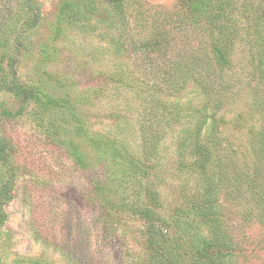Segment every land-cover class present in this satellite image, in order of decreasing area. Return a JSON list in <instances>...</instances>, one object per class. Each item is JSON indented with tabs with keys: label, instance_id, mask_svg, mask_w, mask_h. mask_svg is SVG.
<instances>
[{
	"label": "rangeland",
	"instance_id": "374dc122",
	"mask_svg": "<svg viewBox=\"0 0 264 264\" xmlns=\"http://www.w3.org/2000/svg\"><path fill=\"white\" fill-rule=\"evenodd\" d=\"M67 1L72 8L62 7ZM177 1L35 0V11L16 5L20 15L11 50L0 48V146L5 139L9 148L8 161H0V186L13 185L0 212L1 264H78L83 256L86 264L143 262V225L105 199L123 193L119 182L113 180L114 191L96 189L102 167L93 168V148H86L89 168H81L75 127L84 122L90 135L104 137L109 164L141 152L144 107H154L161 117L163 106L170 109L177 97L162 83V64H150L141 45L157 34L156 22L170 19ZM181 33L187 42L196 35L189 25ZM9 57L15 59L19 91L13 90ZM233 62L240 86L221 111L220 124L246 160L249 130L259 124L258 114L251 115L253 66L243 51ZM193 86L181 94L182 103L193 99L200 105L202 95ZM182 125L174 120L162 148L165 174L158 185L169 204H184L194 188L183 184L184 174L175 169ZM127 194L135 198L130 190ZM233 226L248 254L240 263L264 264V227L239 216Z\"/></svg>",
	"mask_w": 264,
	"mask_h": 264
},
{
	"label": "trees",
	"instance_id": "16d2710c",
	"mask_svg": "<svg viewBox=\"0 0 264 264\" xmlns=\"http://www.w3.org/2000/svg\"><path fill=\"white\" fill-rule=\"evenodd\" d=\"M73 4L67 1L62 7L72 8ZM16 5L36 9L35 0H0V48L4 51L11 50L9 40L20 15ZM165 16L171 17L156 22L157 34L141 48L150 64H162V83L177 96L176 102L170 109L165 104L166 113L162 110L161 117L153 113L154 107H144L141 152L124 163L109 164L110 149L105 147L104 137L90 135L84 122H79L75 127L76 158L82 169H88L86 148L95 150L93 168L102 167L93 182L99 193L116 190L114 179L122 185L121 195L105 199L128 209L143 225L145 259L139 264H241L239 258L245 260L248 254L244 239L233 226L234 218L264 227V0H178L172 13ZM186 25L196 33L188 42L181 37V27ZM241 51L253 66L251 115L259 118V124H252L249 130L251 157L247 161L230 146L220 124L221 111L240 86L239 75L232 69L234 56ZM15 64L9 57L13 90L19 91ZM192 83L202 95L200 105L193 99L187 103L180 100ZM174 120L183 123L177 135L175 169L184 174L183 184L194 183L184 204L166 203L158 185L165 174L162 148L166 132L174 130ZM3 141L0 161L5 162L9 148ZM113 165L118 166L117 171ZM12 190V182L0 186V212ZM129 190L135 198L130 199ZM77 261L86 264L87 259L83 256Z\"/></svg>",
	"mask_w": 264,
	"mask_h": 264
}]
</instances>
